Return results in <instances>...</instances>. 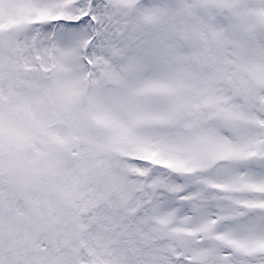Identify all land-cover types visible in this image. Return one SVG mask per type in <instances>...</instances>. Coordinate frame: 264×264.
Masks as SVG:
<instances>
[{"label": "snow or ice", "instance_id": "obj_1", "mask_svg": "<svg viewBox=\"0 0 264 264\" xmlns=\"http://www.w3.org/2000/svg\"><path fill=\"white\" fill-rule=\"evenodd\" d=\"M0 264H264V0H0Z\"/></svg>", "mask_w": 264, "mask_h": 264}]
</instances>
